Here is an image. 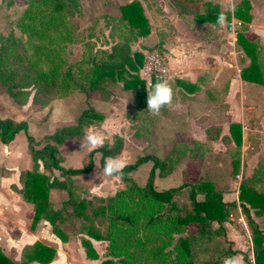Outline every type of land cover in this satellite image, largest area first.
<instances>
[{
	"label": "trees",
	"instance_id": "1",
	"mask_svg": "<svg viewBox=\"0 0 264 264\" xmlns=\"http://www.w3.org/2000/svg\"><path fill=\"white\" fill-rule=\"evenodd\" d=\"M179 1L182 4L200 3L194 0ZM79 4V0H27V8L18 22L24 36L16 38L14 33L5 38L0 36V80L3 86L7 88L13 102L19 106L26 103L30 90H33L32 103L45 108L52 101L75 93L98 92L103 98L106 84L122 82L124 89L136 91L140 99V113L133 118L137 125L135 136L144 142L148 141L153 121L146 109L145 81L138 74L144 67L145 57L139 51L133 52L131 47L138 37L150 33L149 20L142 6L133 1L121 7L119 17L110 18L114 24L112 32L119 39L110 51L94 49L93 44H86L82 60L72 62L68 49L72 39L70 18L73 11L79 9ZM203 5L204 16L214 17V22L219 24L220 9L209 2ZM250 9L249 0H243L233 11V16L239 20L241 27L236 32V43L250 59L249 66L241 71V77L247 82L264 86L262 48L246 36L251 21ZM230 20L231 14L228 13L226 21ZM167 29L170 30V27L158 34L162 43L166 36L164 32L168 34ZM104 120L102 113L90 108L74 124L48 136V140L41 146L38 141L27 136L29 150L37 169L22 173L23 197L34 205L33 223L45 219L63 241L67 240L61 228L67 218V205L73 204L79 213L88 207L87 202L80 196L81 188L74 183V177L89 172L93 163L86 168L65 169L60 163L59 146L69 139L83 138L86 129L99 128ZM25 130L24 122L0 118L2 143H10ZM220 130L219 127L209 128L208 137L216 139ZM230 131L237 144L235 152L242 144L241 125L232 123ZM223 139L227 141L229 138ZM109 144L106 139L105 144L97 149L102 154L101 165L104 157L121 154L122 142L119 137H116L115 145ZM206 149L207 145L198 141L191 144L176 143L164 159L149 153L139 157L134 163L126 164L119 178L128 182L127 186L118 190L109 198L107 205L93 215L104 228L100 229L90 223L86 230L90 238L107 242L103 264H204L208 258L213 259L214 264H223L225 257H234L238 253V250L230 247L232 242L226 239L224 231L230 211L237 208V204L224 202L222 193L212 183L205 181L183 184L163 191L154 189L156 170L162 175L168 174L182 159L204 157ZM147 161H153V168L147 184L139 186L129 178V174ZM232 164L235 173L240 165L239 159L235 158ZM40 166L45 171H59L61 178L40 172ZM263 183L264 161H261L253 170L250 179L240 185L238 199L252 234L254 252V262L244 256L246 264H264V231L250 213L251 209H255L258 214L264 213ZM184 187L191 188L193 211L181 216L171 203L174 195ZM52 189L64 190L69 195L68 200L56 210L52 209L50 203ZM199 192L203 194L201 200H197ZM213 223H218V228H214ZM192 225H196L195 231L187 233ZM223 234L229 246H223L218 240V235ZM90 238H83L82 245L86 249L87 257L96 259L98 255ZM209 250L214 251L212 256H208ZM29 252L32 254L30 258L40 264H50L56 256L53 247L39 242ZM0 264L18 263L7 258L0 247Z\"/></svg>",
	"mask_w": 264,
	"mask_h": 264
},
{
	"label": "rangeland",
	"instance_id": "2",
	"mask_svg": "<svg viewBox=\"0 0 264 264\" xmlns=\"http://www.w3.org/2000/svg\"><path fill=\"white\" fill-rule=\"evenodd\" d=\"M133 1L140 3L139 0H132L130 2L129 0H79V9L75 12L73 11L70 18L72 39L68 44V49L70 51L71 61L79 62L82 60L84 46L86 44H93L94 49H105L110 51L115 43L119 41L118 37L114 36V31L111 29L114 24L113 20L110 18L118 17L113 14L120 11L121 7ZM219 1L222 5L221 14H223V21L221 24L223 33L226 36L228 35L226 38L221 36L219 40L221 44V53H225L226 57L225 61H223L224 63L222 62V66L231 70L233 69L234 75L238 76L241 71L250 64V59L242 48L237 45L235 39L240 23L239 20L233 16V11L237 6L242 4L243 0ZM249 2L251 4V9L249 10V15L251 16V30L249 36H253L252 34L254 33L253 41L257 43V46L262 48L261 62L264 64V0H249ZM170 3L175 11L180 13L184 10L179 5V0L178 2L176 0H170ZM212 4L216 5L217 3L212 2ZM26 8L27 0H0L1 37H8L12 33L15 34L16 38L24 36L18 27V22ZM156 9L159 8H155V14H157ZM228 13L231 14V20L229 22L226 21V15ZM158 15L160 17L158 33H160L167 28V24L166 22L164 23L166 18H162L160 12H158ZM233 22L234 31L230 30V25ZM243 26L244 23L242 27ZM151 27L152 25H150V32H152ZM164 34L167 35V32H164ZM229 35L231 36L229 37ZM138 39L131 44L133 52L139 51L145 58L150 53L157 52L161 54L163 64L168 67L166 56L163 52L164 47L162 46L164 41L162 43L159 39L160 43L158 44L153 45L152 43L145 42L144 44L146 45H142V43L139 44L142 39H140V37H138ZM224 44H227V46L224 47ZM1 45L0 42V49ZM140 49H143L144 52ZM229 56H231V59H229ZM144 70L145 66L139 70L138 74L141 76L142 80L145 81L147 91V89L149 90L150 79L149 74ZM168 70L169 74L166 80L169 81V67ZM228 83L229 80L222 77L221 93L224 88L228 89ZM105 87L106 92L103 98L100 97V93L98 92L75 93L73 94L74 96L71 95V99H64L60 101V103L55 104L53 103L54 101H52L47 107L41 108L32 103L33 90H30V97L23 106L17 105L13 102L10 93L0 80V118L26 123V130L18 134L21 140L18 144L21 145L20 143H22L21 147L23 150L27 148L30 152L27 136L38 141L39 146H41L48 140V136L54 134L57 130L74 124L84 111L91 108V103L94 102L95 99H109L110 104L114 105L117 109L109 107L108 113L110 117H120V121L118 123L116 121L103 122L104 127L100 133H103L110 142L109 146L115 145L116 137L121 139L122 151L118 157L124 159L126 164L136 162L141 156H145L149 153L152 154L151 149L154 150L153 153L158 156L165 155L164 149L167 147L173 149L176 144H174L173 141H169V145L167 144L168 146H161L159 144L158 146L154 143L150 146V142H144L143 139L139 140L136 138L135 127L137 125L136 123L133 124L135 122L133 118L140 113V99L136 91L124 89L122 82L108 83ZM255 89L256 88L253 87V89L250 90L251 94H247V92H249L247 89L239 87L238 95L232 98H227L222 94H220L221 96H212L219 104L228 106L230 103H235L239 107L241 119L243 121L240 125L241 129L243 128V135H245L242 148L237 149L235 154L233 152L234 148L233 151L232 149L231 151H227V159L224 157L221 158V156H223L221 154L215 157L216 152L211 155H204L202 158L187 157L182 159L171 169L170 175H162L159 170H156L153 180L154 189L157 191L168 190L183 184L207 181L212 183L216 190L223 193L226 200L229 199L236 202L239 206L237 205V208L230 211L229 219L224 224L226 239L228 241L232 240V243L230 245L227 240H224V234L223 236L218 235V240L223 246L230 245L233 249L238 250V253L234 256L238 264H246L244 261L245 255L254 262L252 234L238 199L240 185L246 182V180H249L253 173V168H255L258 163H261V161H264V86L261 91H256ZM119 123L121 124L119 125ZM91 128L86 129L85 132L89 130L99 132L95 127ZM184 139L188 140L186 137ZM172 144H174L173 147ZM99 147L100 146H97L95 149H90L84 137L79 140L69 139L59 146V158L63 168H86L93 163L92 169L89 172L74 177V183L81 188L80 196L87 202L88 207L85 208L82 213H79L73 204L67 205L68 208L65 212L67 218L61 225L67 240L63 241L53 233V228L50 224L44 225L45 235L49 236L46 237V239L44 238V241L48 245L55 246L59 249L58 251L63 254L64 259L62 264H103L102 262L105 260L104 253L107 242L90 238L86 234V230L90 223H94V225L100 229L104 228L100 221L93 215L102 209V207H105L109 198L118 190L126 187L128 182L116 176H105L103 173H99V176L96 175V173L100 171L97 166H101L102 161V154L97 151ZM231 156L233 158L236 156L235 158L240 161L239 168L235 173L232 164L234 159ZM216 159L219 160L217 161ZM33 162L34 161L30 157L29 164L27 165L29 168L28 170L35 169V167L33 168ZM153 164V161L143 163L136 171L129 174V178L139 186H145L148 182ZM19 165L21 169H25L24 164ZM25 171H22V173ZM56 176L60 178L59 171H56ZM262 189L264 191V183ZM68 198L69 195L66 191L52 189L50 191L52 209L56 210L60 208ZM201 199H203V194L199 192L197 194V200ZM171 204L174 208H177L178 214L181 216L191 213L193 211L191 188L184 187L177 192ZM250 213L255 220L264 216V213L258 214L255 209H251ZM36 223L32 222V227H35ZM261 223L264 224V219L261 220ZM218 226V223H213L214 228H218ZM195 229L196 225H192L187 233H192ZM51 232L54 236L51 235ZM83 238H90L93 240L91 241L98 258L91 259L87 257L86 249L82 245ZM29 254L30 256L28 255V257L30 258L32 254L30 252ZM207 254L208 256H212L214 251L209 250ZM66 261L67 263H65ZM204 264H214V261L208 258Z\"/></svg>",
	"mask_w": 264,
	"mask_h": 264
},
{
	"label": "crops",
	"instance_id": "3",
	"mask_svg": "<svg viewBox=\"0 0 264 264\" xmlns=\"http://www.w3.org/2000/svg\"><path fill=\"white\" fill-rule=\"evenodd\" d=\"M139 1L144 14L148 18L150 25H152V32L146 37H140L142 40H140L139 44L146 45L144 44L145 42L152 43L153 45L160 43L158 36L160 34L158 33L160 17L158 12H160L162 18H166L167 27H170L171 30L167 29L168 34L163 38L164 44L162 46L164 47L163 52L170 69L169 82L172 83L174 88V98L171 105L162 107L159 112L154 113L149 111L150 118L153 121L148 140L150 146L153 143L168 146L169 141H173L174 144H191L194 141H198L207 145L205 155H211L216 152L215 157L221 154L223 155L221 158L227 159L228 153L226 152L231 151V149L233 151V148L237 147L236 141L231 135L230 125L232 123L242 124L243 121L239 107L235 103H230L228 106L222 105L216 102L212 96H221L220 94H222L227 98H232L238 95L239 87L247 89L249 91L247 94H249L253 87L256 88V91H261L263 90V86L247 82L242 79L241 73L235 76L233 69L231 70L222 66V62L225 61L226 57L225 53H221L219 40L221 36L226 38L228 35L226 36L223 33L221 22L218 24L216 21L214 22V17L209 18L204 16L205 6L203 5L205 2H209L210 4L212 2L217 3L219 5H212L217 6L221 12L222 5L220 1L194 0L200 2L198 5L179 3L182 9H184L180 13L173 9L170 0ZM155 8H159L156 9L157 14L154 13ZM120 14L121 11H117L113 15L119 17ZM250 26L251 23H249V30L246 36L248 39L253 40L254 33L251 32L253 36H249ZM226 46L227 44H224V47ZM140 50L144 52L143 49ZM229 57L231 59V56ZM222 77L229 80V83L228 89L224 88L221 93ZM71 97L57 99L53 103H60L64 99H71ZM109 107L117 109L114 105L110 104L109 99H95L91 103V108L104 115L105 123L107 121H116L118 123L120 117H110L108 113ZM103 127L104 125L102 124L101 127L95 128L99 132H102ZM214 127L221 129L219 137L210 139L207 130ZM241 133L242 144L240 148L243 146L245 136L243 135V130ZM183 136L184 138H188V140L184 139ZM224 137H228L229 139L224 141ZM19 138V135H17L8 144L0 142V247L3 254L13 262L18 264H40L38 261L28 257V255L30 256L29 249L36 242H39L56 250V256L50 264H62L64 259L63 254L55 246L48 245L44 241V238L49 237L45 235L44 225L50 223L45 219H41L36 223L35 227H32L34 205L23 197V184L21 181L22 171L29 169L27 165L32 156L27 148L23 150L21 147L22 143H20L21 145L18 144L21 142ZM174 144H172V147ZM171 149V147L164 149L165 155L161 156L155 155L152 149L151 153L159 159H164ZM19 164H24L25 169H21ZM36 165L33 162V168L35 167V169L30 171L36 170ZM39 171L48 176H56L57 170L49 172L40 166ZM170 174L169 172L165 175ZM223 201L234 202L229 199L226 200L224 194ZM263 219L264 216L256 220L254 218L259 227L264 231V224L261 223ZM53 233L51 232L52 236H54Z\"/></svg>",
	"mask_w": 264,
	"mask_h": 264
},
{
	"label": "clouds",
	"instance_id": "4",
	"mask_svg": "<svg viewBox=\"0 0 264 264\" xmlns=\"http://www.w3.org/2000/svg\"><path fill=\"white\" fill-rule=\"evenodd\" d=\"M222 21L223 14H220L218 22ZM173 98L174 88L172 83L166 79H157L150 84L149 90H147V111L154 113L159 112L162 107L171 105ZM84 139L90 149H95L97 146L105 144L106 137L103 133L89 130L85 133ZM97 167L100 171L96 173V175L103 173L108 177H119L123 174V169L126 167V161L118 156H106L103 159L102 165ZM223 264H238V261L235 257H225L223 259Z\"/></svg>",
	"mask_w": 264,
	"mask_h": 264
},
{
	"label": "built area",
	"instance_id": "5",
	"mask_svg": "<svg viewBox=\"0 0 264 264\" xmlns=\"http://www.w3.org/2000/svg\"><path fill=\"white\" fill-rule=\"evenodd\" d=\"M230 30L234 31V22L230 25ZM145 72L149 74L150 84L157 79H167L169 70L163 64V58L161 54L157 52L150 53L145 58Z\"/></svg>",
	"mask_w": 264,
	"mask_h": 264
}]
</instances>
